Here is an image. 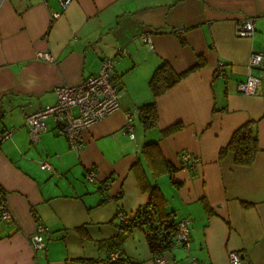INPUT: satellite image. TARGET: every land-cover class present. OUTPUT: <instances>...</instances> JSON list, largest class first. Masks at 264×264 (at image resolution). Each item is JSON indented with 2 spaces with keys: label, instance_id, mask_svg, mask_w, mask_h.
Instances as JSON below:
<instances>
[{
  "label": "crops",
  "instance_id": "crops-1",
  "mask_svg": "<svg viewBox=\"0 0 264 264\" xmlns=\"http://www.w3.org/2000/svg\"><path fill=\"white\" fill-rule=\"evenodd\" d=\"M249 18L252 37L238 36L236 25ZM253 51H264V0H72L65 10L60 0H0V131H12L0 142V202L12 213L0 220V264H157L146 230L125 235L119 226V213L134 217L148 201L141 181L162 189L177 220L191 219L188 248L162 255L170 264H230V251L264 264V66L250 67ZM107 56L115 58L120 109L86 128L81 149H71L52 116L33 141L26 115L56 103L58 85L99 72ZM163 61L189 72L155 97L149 79ZM249 74L260 78L255 94L237 88ZM150 101L158 124L145 127L134 111ZM249 120L261 149L245 166L220 149ZM89 166L96 181L86 180ZM39 223L50 232L36 252Z\"/></svg>",
  "mask_w": 264,
  "mask_h": 264
},
{
  "label": "built area",
  "instance_id": "built-area-1",
  "mask_svg": "<svg viewBox=\"0 0 264 264\" xmlns=\"http://www.w3.org/2000/svg\"><path fill=\"white\" fill-rule=\"evenodd\" d=\"M62 9L65 10L72 0H60ZM60 11L52 13L53 19L60 16ZM236 34L238 36L252 37L256 26L254 18L244 19L236 25ZM179 31V30H178ZM142 40L146 41L152 48L154 47L151 38L148 34H143ZM125 52V49L123 50ZM40 56L45 57V60L54 61V56L48 52L40 53ZM115 58L107 56L103 59L100 71L87 76L79 84H63L56 87L58 100L56 103L38 108L30 112L25 117V122L29 127L30 136L33 141L39 139L41 132L47 130L46 119L50 116L54 117L58 125V133L65 136L71 149H81L85 146V130L90 125L97 123L107 117L110 113L120 109L119 100L121 97L120 89L114 80ZM248 63L251 68L254 66H264V51H253L250 55ZM217 67V72L223 74L225 71V62L220 61ZM260 78L257 75L249 74L248 78L242 80L237 84L238 90L245 94H255L259 89ZM135 109L134 112H138ZM127 113L126 128L129 131L130 137L135 138V129H133L132 113ZM12 131H0V142L6 140L11 136ZM182 159L187 162L197 161L192 154H184ZM44 168L51 169L52 166L44 162ZM98 171L95 167L89 166L86 173V180L96 181ZM109 183V182H107ZM5 200L0 202V220L9 221L12 218V213L7 207ZM123 220L125 216L119 213ZM178 227L174 234L173 246L176 244L183 245L188 248L191 239V219L189 217H182L178 220ZM50 228L42 223H39L35 234L32 237V245L34 251L45 249L46 240L44 233L50 232ZM112 259L115 260L120 257V252L115 251L112 254ZM230 264H246L242 259L239 251L229 252ZM191 264H207L197 259H192ZM155 262L157 264H170L166 257L155 255ZM39 264V262H36Z\"/></svg>",
  "mask_w": 264,
  "mask_h": 264
},
{
  "label": "trees",
  "instance_id": "trees-1",
  "mask_svg": "<svg viewBox=\"0 0 264 264\" xmlns=\"http://www.w3.org/2000/svg\"><path fill=\"white\" fill-rule=\"evenodd\" d=\"M202 65L203 63L200 62L196 67ZM188 72L178 73L169 62H161L149 79L154 96L157 97V95L167 92L171 87L181 81L182 77ZM139 117L142 119L145 127L156 126L158 124V116L155 101H150L142 105L139 108ZM178 128H180L179 124L171 126L167 132ZM157 149L156 142H151L145 147V153L151 163L157 160ZM260 149L256 122L249 120L234 131L230 142L220 150L221 156L229 151L234 152L235 161L238 164L246 166L254 163ZM156 172L158 171L156 170ZM141 185L143 189L148 191L149 198L147 203L138 208L134 217L126 215L125 219L119 223V226L125 235L138 226L144 228L150 250L153 251L154 255L162 256L166 249L173 246V236L178 227V220L176 219L175 213L167 209L168 201L158 185L148 184L144 181H141Z\"/></svg>",
  "mask_w": 264,
  "mask_h": 264
}]
</instances>
